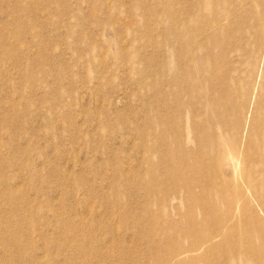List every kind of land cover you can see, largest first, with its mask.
I'll return each mask as SVG.
<instances>
[{
    "label": "rangeland",
    "instance_id": "1",
    "mask_svg": "<svg viewBox=\"0 0 264 264\" xmlns=\"http://www.w3.org/2000/svg\"><path fill=\"white\" fill-rule=\"evenodd\" d=\"M178 32L209 65L194 89ZM220 132L240 160L264 139V0H0V264H175L231 198L264 223L235 161L196 153ZM198 174L210 214L175 190Z\"/></svg>",
    "mask_w": 264,
    "mask_h": 264
},
{
    "label": "bare ground",
    "instance_id": "2",
    "mask_svg": "<svg viewBox=\"0 0 264 264\" xmlns=\"http://www.w3.org/2000/svg\"><path fill=\"white\" fill-rule=\"evenodd\" d=\"M177 43H178L177 50L180 51L177 53V59L180 60L181 63L185 61L183 62L184 64L193 67V71L191 72L184 70L185 72L184 79L185 81L190 83L191 89L192 88L194 89V85L196 86V84L194 83L196 76H198L200 72L202 74L203 71H205V69H208L209 65L203 64L201 67H199L197 58H195V56L193 55L192 52H190V50L187 49L183 52L182 49L181 50L179 49L180 46L183 44V37L179 32L177 33ZM182 52L183 54H181ZM193 110H195V108H193ZM237 111L240 110H238L237 108ZM195 125L198 128V125L197 124ZM234 128L237 131L238 124L236 125L235 123ZM252 130L253 128L250 131L251 136H252ZM251 136L246 143V149H245L246 151L243 157L244 159L241 158V160L239 156L243 151H241V147L239 150H237V144L234 140H233V145L229 147L225 152H222V148H221L222 143H220V139L224 137L223 132H220L219 138L214 136L208 137L207 139L204 138L203 136L200 137L202 140L205 139L206 147L207 146L209 147L207 149L201 147L200 149L197 150L196 153L198 155H202V154L204 155L205 152L209 150V148L210 149L212 148L214 150L213 156L216 158L217 161L223 162L224 158L235 161L234 163H235L236 179L240 180L241 185L244 188V194H249V196L252 199L258 200L262 208H264V183H263L264 174H262L263 175L262 177L254 174V172L257 173L259 172L260 174L263 173L264 168L261 169L257 168L258 169L257 170L256 167H254L251 163L253 158V156L251 155L252 154L251 149H254L258 155H262V156L264 155L263 153L264 139L262 140V142L256 143L253 137ZM175 140L178 143L182 144L181 133H178L175 136ZM181 151L187 155L192 153L190 150L186 149V146L184 145L182 146ZM240 163H247V166H243L239 169V166L237 165H239ZM184 165L187 166L188 170L190 171L193 170L195 173H200L199 166H196L195 164L187 165L185 163ZM198 175H199L198 180H193V179L185 180V182L182 183L180 186H177L175 190L176 193H180L186 190L188 192L189 200L192 203L197 204V206H199L200 208L202 206L204 207L207 206L210 210L209 212L210 214L213 210L215 211L217 208H219L223 200L213 198L209 195L210 188L206 187V185L209 183L207 184L203 183V181H205L206 183L207 174L204 175L198 174ZM196 182L197 184L193 185ZM197 185L203 188L202 194H198L194 192L193 188ZM241 203H240V198L229 199L227 204L231 207H236V210L231 209V211L229 210V212L226 215H224V217L218 219L215 222L214 227L210 230V235L207 236L208 237L207 239L197 236V234H199L202 229L201 226L198 225L199 221L194 220V223H192L194 229L197 225L200 226L198 232H196L194 229L187 230L186 227L182 228L181 229L182 234L185 233L187 237L195 236V238L191 242V244H189V246L179 247L178 248L179 253L185 254V253L197 252V254L190 255L189 257L180 260L179 259L180 257L178 258L180 254L174 255L172 257V254L168 252V256L170 257V260L171 261L176 260L175 264H191V263L212 264L211 259L213 258V256L217 254H221L224 256V259L222 260L221 264H264L263 220L255 212L253 216H250L247 213V210L252 208L250 206L249 199H246L244 202L242 201ZM256 221L259 222V225L258 227L255 228L253 223ZM241 222H243V225H241ZM196 229L198 228L196 227ZM252 229L255 230L256 232H252ZM235 233H238L240 236L242 235V237L237 240L233 239V235H235ZM218 237H220V240L218 242H215V239Z\"/></svg>",
    "mask_w": 264,
    "mask_h": 264
}]
</instances>
